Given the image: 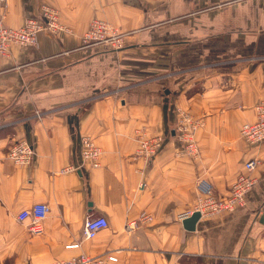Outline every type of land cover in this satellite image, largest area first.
Masks as SVG:
<instances>
[{
	"label": "crops",
	"instance_id": "0c3cea01",
	"mask_svg": "<svg viewBox=\"0 0 264 264\" xmlns=\"http://www.w3.org/2000/svg\"><path fill=\"white\" fill-rule=\"evenodd\" d=\"M5 1L7 25L47 5L66 30L0 56V264L79 252L118 264H264V143L239 133L264 98V0ZM93 18L119 28L123 46L82 42ZM182 112L200 121L198 157L175 154ZM142 134L163 137L151 159L136 156ZM82 135L101 148L98 167L81 160ZM22 138L34 157L17 165L7 151ZM249 158L260 162L244 204L186 229L197 179L226 197ZM35 202L49 206L40 235L16 218ZM142 211L152 221L127 230ZM96 215L107 227L83 239Z\"/></svg>",
	"mask_w": 264,
	"mask_h": 264
},
{
	"label": "built area",
	"instance_id": "2783aa9c",
	"mask_svg": "<svg viewBox=\"0 0 264 264\" xmlns=\"http://www.w3.org/2000/svg\"><path fill=\"white\" fill-rule=\"evenodd\" d=\"M1 5L3 7L6 6V1L0 0ZM64 30H66V27L60 23L58 12L53 6L42 5L38 16L27 17L19 27L7 25L4 21V15H0V56L8 55L14 45L36 44L40 31L54 33ZM82 42L86 44L102 43L118 49L124 44L123 32L104 19L93 18L82 35ZM253 111L254 119L243 122L240 125L239 133L250 143H264V98L254 104ZM38 113L39 111L36 112V114ZM199 127L200 121L194 119L190 113H180L176 126L177 146L175 154L177 156L193 158L200 155V148L195 138V133ZM162 141V136L140 135L138 137L136 156L151 159L156 154ZM101 154V148L95 144L91 137L88 135L80 137V155L83 162L90 163L92 167H98ZM7 156L14 164H28L34 157V150L31 144L22 138L15 140L9 146ZM259 162L257 158H249L243 163V170L237 175L226 197L216 196L211 183L206 179H197L196 189L198 195L196 201L190 209L180 215V218L183 220L194 212H198L200 217H210L243 205L246 194L257 180L254 171ZM140 185H144V183ZM48 211L49 206L46 203L35 202L22 208L16 214V218L18 221L26 223L27 230L31 235H40L43 233V222L47 217ZM152 219L151 213L142 211L137 217L126 222V229L131 230L142 224L150 223ZM107 225V219L103 215L86 217L82 227L83 239L94 238ZM66 247L78 248L79 242H72ZM117 260V256L112 253L91 256L84 252H79L68 258L53 260L48 264H118Z\"/></svg>",
	"mask_w": 264,
	"mask_h": 264
},
{
	"label": "water",
	"instance_id": "95a60500",
	"mask_svg": "<svg viewBox=\"0 0 264 264\" xmlns=\"http://www.w3.org/2000/svg\"><path fill=\"white\" fill-rule=\"evenodd\" d=\"M200 215L198 212H194L192 215H190L189 217H186L182 220L183 226L188 229V230H192L195 228V224L197 222V220L199 219Z\"/></svg>",
	"mask_w": 264,
	"mask_h": 264
},
{
	"label": "rangeland",
	"instance_id": "374dc122",
	"mask_svg": "<svg viewBox=\"0 0 264 264\" xmlns=\"http://www.w3.org/2000/svg\"><path fill=\"white\" fill-rule=\"evenodd\" d=\"M14 27V26H13ZM202 179V178H201ZM214 192V191H213ZM200 218V217H199Z\"/></svg>",
	"mask_w": 264,
	"mask_h": 264
}]
</instances>
